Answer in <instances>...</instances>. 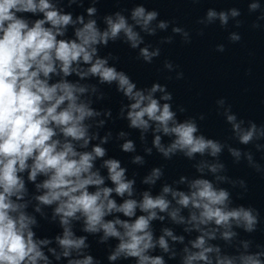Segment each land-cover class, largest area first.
I'll return each instance as SVG.
<instances>
[{
  "label": "clouds",
  "instance_id": "9594fccd",
  "mask_svg": "<svg viewBox=\"0 0 264 264\" xmlns=\"http://www.w3.org/2000/svg\"><path fill=\"white\" fill-rule=\"evenodd\" d=\"M60 2L0 0V264H101L91 254L90 236L106 246L109 264H264V245L240 236L257 231L260 212L235 204L230 189L246 192L247 184L230 177L221 160L227 149L233 163L245 161L264 175L246 148L264 153V124L239 118L220 98L218 113L230 125L231 138L245 147L209 138L198 123L203 114L179 118L186 109L174 107L166 84L138 87L116 66L118 57L100 54L120 41L137 51L138 60L152 64L161 46L177 36L191 43L189 30L160 19L157 10L137 4L99 17V0H91L74 17ZM84 3L68 0L67 7ZM257 12L252 28L261 27L264 7L261 0H250L248 13ZM37 15L42 18H31ZM241 15L236 7L208 8L196 21L202 26L198 35L216 24L240 28ZM169 29L156 46L146 42ZM241 38L237 31L228 34L232 43ZM216 51L223 53L225 45ZM163 68L183 78L171 61ZM104 86H114L122 97L115 117L111 108L97 107L107 99ZM116 120L126 121L131 131L114 134L107 125ZM132 131L139 134L143 155ZM114 140L132 154V165L144 167L155 150L165 161L177 156L190 161L195 174L168 183L164 167H152L140 178L147 187L138 190V173L129 177L128 167L108 155L106 145ZM41 221L60 231L38 234Z\"/></svg>",
  "mask_w": 264,
  "mask_h": 264
}]
</instances>
